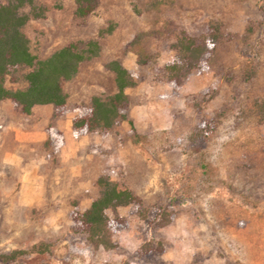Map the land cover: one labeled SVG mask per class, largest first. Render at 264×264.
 Returning a JSON list of instances; mask_svg holds the SVG:
<instances>
[{
    "label": "rangeland",
    "instance_id": "rangeland-1",
    "mask_svg": "<svg viewBox=\"0 0 264 264\" xmlns=\"http://www.w3.org/2000/svg\"><path fill=\"white\" fill-rule=\"evenodd\" d=\"M35 4L45 14L25 32L39 58L114 25L100 55L64 84L68 112L48 125H64L91 96L110 94L105 64L119 58L136 73V85L125 90L135 136L123 122L106 136L90 135L98 142L61 161L63 136L51 155L46 137L31 148L12 139V128L35 127L36 119L2 101L0 254L40 243L48 250L0 264H264V125L254 106L264 99V0H99L86 21L74 18L73 0ZM209 24L221 27L211 63L172 89L156 72L174 55L170 32L198 35ZM135 36L140 40L131 44ZM138 54L149 56L142 69ZM247 70L253 74L245 78ZM204 119L215 124L208 137L197 135ZM100 174L125 183L147 212L141 219L133 206L117 208L125 224L113 232L115 249L94 247L70 230L71 203L86 207L97 195L93 181ZM22 184L25 197L35 201H21ZM165 218L170 220L163 224ZM145 243L162 252L142 255L137 250Z\"/></svg>",
    "mask_w": 264,
    "mask_h": 264
},
{
    "label": "trees",
    "instance_id": "trees-1",
    "mask_svg": "<svg viewBox=\"0 0 264 264\" xmlns=\"http://www.w3.org/2000/svg\"><path fill=\"white\" fill-rule=\"evenodd\" d=\"M36 0H0V103L9 100L19 113L30 116L34 105L53 106V118L64 116L68 112V97L63 86L72 80L81 66L96 59L102 50V41L109 36L114 25L98 30L95 37L71 40L53 50L48 56L39 58L31 49L30 40L25 32L26 26L33 20L42 18L46 8L37 6ZM74 18L86 21L99 5V0H73ZM28 11L23 12V8ZM173 40L169 49L174 52L172 59L156 68L162 82L175 89L181 86L189 76L200 74L212 61L221 40L219 24H209L204 32L192 35L183 29L170 32ZM140 40L135 36L131 44ZM149 61L146 54H138L136 64L140 69ZM112 74L114 90L106 95H93L86 104L79 105L71 119V126L76 135L98 133L106 136L119 129L123 122L129 125V133L135 136L132 119L129 115L130 99L126 89L136 85V73L123 66L119 58L105 64ZM252 70H247L244 77H251ZM22 80L25 86L11 89L6 83ZM259 121L264 125V99L254 104ZM215 124L212 119H204L198 127L197 135L208 137ZM43 143L49 155L54 154L62 143V132L52 125L45 129ZM97 192L86 207L80 208L74 201L68 212L70 230L83 234L94 247L115 249L117 243L112 240L115 229L125 224V218L116 213L117 208L133 206L136 215L147 218L142 199L125 183L111 180L107 174L98 175L93 181ZM107 210L113 212L110 217ZM170 219H163L167 223ZM160 247V246H159ZM47 244L40 243L27 250H12L0 254V262L14 263L17 258L44 253ZM142 255L161 253L162 248L151 243L139 246Z\"/></svg>",
    "mask_w": 264,
    "mask_h": 264
},
{
    "label": "crops",
    "instance_id": "crops-1",
    "mask_svg": "<svg viewBox=\"0 0 264 264\" xmlns=\"http://www.w3.org/2000/svg\"><path fill=\"white\" fill-rule=\"evenodd\" d=\"M1 104V103H0ZM42 109L45 114L41 115L39 110ZM32 116L36 119L35 127H28L26 129L12 128V139L14 141H18L19 143L27 145L29 148L40 144L45 139V129L49 123H51L53 118V106L51 104L47 105H34L32 107ZM72 117L66 118L64 125L60 124V120L57 121V128L63 133V145H61L58 149V156L62 158L61 161H67L72 158L74 155V151L78 147H85L90 143H97V138L94 136L95 133L85 134V135H76L71 126ZM98 137V135L96 134ZM40 178V176H36ZM36 178V179H37ZM25 186L21 185L20 190V199L23 201L25 199V203H31L35 201L36 197H30L27 193V198L25 197L26 191Z\"/></svg>",
    "mask_w": 264,
    "mask_h": 264
}]
</instances>
